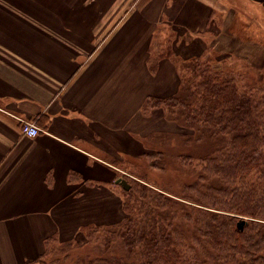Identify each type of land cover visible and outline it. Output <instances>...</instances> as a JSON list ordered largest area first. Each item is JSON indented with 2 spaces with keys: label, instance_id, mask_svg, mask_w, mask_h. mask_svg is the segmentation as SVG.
Here are the masks:
<instances>
[{
  "label": "crops",
  "instance_id": "obj_1",
  "mask_svg": "<svg viewBox=\"0 0 264 264\" xmlns=\"http://www.w3.org/2000/svg\"><path fill=\"white\" fill-rule=\"evenodd\" d=\"M194 5L215 6L0 0V264H42L50 239L79 241L120 214L111 159L140 149L144 102L178 87L172 62L147 66L154 27L201 29L187 21ZM22 119L38 134L21 133Z\"/></svg>",
  "mask_w": 264,
  "mask_h": 264
},
{
  "label": "rangeland",
  "instance_id": "obj_2",
  "mask_svg": "<svg viewBox=\"0 0 264 264\" xmlns=\"http://www.w3.org/2000/svg\"><path fill=\"white\" fill-rule=\"evenodd\" d=\"M210 1L215 6L209 12L197 5L191 7V11L188 9L187 21L204 23L203 26L195 25L201 29L191 31L185 23L173 22L158 23L154 27L147 66H153L159 54L165 55L163 59L173 63L179 80V64L182 59L196 54L203 59L212 57L210 61L213 64L216 59L228 58L229 63L225 61L223 66L237 77L238 85L247 92L258 90V96H263L264 0ZM200 34H203V39ZM193 35L198 38L193 39ZM217 64L214 66H219ZM183 73L186 74V71L183 70ZM142 111L145 119H139L138 128L140 133H145L139 137L142 145L139 150L129 153V156L119 155L111 159L119 168L115 176L125 179L134 189L137 184L144 185L168 198L164 208L156 206L154 212L157 216H166L169 221L167 223L171 225L169 229L173 231L175 245L182 251V256L196 261L195 264H210L209 254L212 249L200 233L204 221L208 219L205 212L215 211L236 217L235 224L243 219L244 225L250 221H258L264 225V219H261L264 218L262 171L253 168L243 180L237 181H244L247 189L252 188L253 200L250 203H257L256 214L261 218L207 207L204 202L211 197L225 204L232 198L227 181L222 177L216 174L203 179L208 161L227 148L228 137L209 138L201 127H186L181 119L171 118L158 105L154 107L149 99L144 102ZM210 187L214 188L213 191ZM224 188L228 190L216 193V190ZM114 192L122 196L126 207H130L127 212H121V216H115L114 221L125 216L137 218L141 211L140 202L144 201L145 204L147 199L140 200L135 191L124 194L120 183L115 184ZM91 232L93 231L88 228L81 233L79 241L73 242L74 247H70L66 258L57 244L58 240H51L47 245L51 250L50 256L46 258L47 262L89 264L87 261L91 260L90 264H146L139 253L129 252L124 248L121 239H107L109 243L105 247L101 233Z\"/></svg>",
  "mask_w": 264,
  "mask_h": 264
},
{
  "label": "trees",
  "instance_id": "obj_3",
  "mask_svg": "<svg viewBox=\"0 0 264 264\" xmlns=\"http://www.w3.org/2000/svg\"><path fill=\"white\" fill-rule=\"evenodd\" d=\"M164 56L159 54L154 65ZM211 59H203L196 54L182 59L177 91L149 100L154 107L158 105L163 112L171 115V118L181 119L186 127L203 128L209 138L228 137L227 148L208 161L203 179L216 174L222 177L227 181L232 198L225 204L211 197L213 199L204 202L205 206L261 218L256 214L257 203L252 202L254 206L250 203L253 200L252 188L247 189L244 181H237L243 180L253 168L262 171L264 176V95L259 97L258 90L247 92L238 85L237 77L223 66L225 61L229 63L228 58L216 59L213 64ZM215 63L219 66H214ZM154 65H150L149 69L153 70L156 67ZM128 184L129 188L122 187V192L135 191L136 196L140 200L147 199L145 204L149 205L140 202L141 211L137 218L125 216L115 223L90 226L91 233H101L105 247L110 238L121 239L124 248L139 253L146 264H195L196 261L182 256V251L175 245L166 216H157L154 212L156 206L164 208L168 198L147 186L136 183L134 189L132 184ZM227 188L216 190V193L227 191ZM119 199L120 213L127 212L129 205L126 207L121 195ZM258 204L260 206V202ZM205 213L208 219L204 221L200 233L212 249L210 264H264L263 224L250 221L239 229L235 224L236 217L215 211ZM50 241L46 242L43 258L40 256L42 264H49L46 258L50 256L51 250L47 246ZM74 241L77 242L75 239L58 241L64 258L68 257L70 247H74ZM87 262L92 263L91 260Z\"/></svg>",
  "mask_w": 264,
  "mask_h": 264
},
{
  "label": "built area",
  "instance_id": "obj_4",
  "mask_svg": "<svg viewBox=\"0 0 264 264\" xmlns=\"http://www.w3.org/2000/svg\"><path fill=\"white\" fill-rule=\"evenodd\" d=\"M20 128H21V133L27 136H35L39 132V127L37 124H35L33 121H27V120H20Z\"/></svg>",
  "mask_w": 264,
  "mask_h": 264
},
{
  "label": "water",
  "instance_id": "obj_5",
  "mask_svg": "<svg viewBox=\"0 0 264 264\" xmlns=\"http://www.w3.org/2000/svg\"><path fill=\"white\" fill-rule=\"evenodd\" d=\"M115 183H120L122 185V187L125 188V189L129 188V184L127 183V181L125 179H121V177H117L115 179ZM244 222H245V220H243V219L238 220L237 223H236L237 227L239 229H242V227L244 225L243 224Z\"/></svg>",
  "mask_w": 264,
  "mask_h": 264
}]
</instances>
